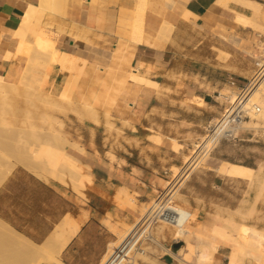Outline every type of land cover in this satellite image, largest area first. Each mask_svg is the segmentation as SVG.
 <instances>
[{
    "label": "crops",
    "instance_id": "1",
    "mask_svg": "<svg viewBox=\"0 0 264 264\" xmlns=\"http://www.w3.org/2000/svg\"><path fill=\"white\" fill-rule=\"evenodd\" d=\"M102 1H70L65 5V18L46 14L44 19L65 22L69 27L80 23L81 27L93 28L92 44L75 42L68 33L60 43V49L71 60L80 56L88 61L87 75L78 83L82 91L98 88L92 67H100L104 76L110 55L121 40L128 41L125 52L130 64L122 68L118 78L127 70L137 69L158 87L128 83L127 91L119 99L129 101L131 106L123 116L112 110L117 120L113 131L86 123L72 130L77 138L81 135L85 149V154H76L77 159L94 174L93 182L84 190L86 198L25 168L15 169L0 186V221L35 245L47 244L64 224L63 220L73 219L81 224L59 256L64 264H104L118 247V232L124 225L135 224L138 215L136 209L123 203V194L121 199L117 197L121 192L134 197L141 208L152 203L174 178L183 174L188 179L181 190L182 202L200 215H208L203 223L215 218L208 231L216 240L211 229L222 223L217 212H248L250 182L243 178V172L253 169L264 177V128L242 129L238 140L222 142L208 169L193 172L198 163L186 161L192 154L193 142L206 133L208 125L221 117L227 107L218 94L247 85L255 75V59L264 51V0H251L260 9L236 0H225L224 5L219 0H161L147 14L136 10V0H119L105 14ZM31 4L38 5L39 0H0L1 76L17 79L27 65V58L21 54L10 60L5 58L8 52L16 51L12 32L20 28ZM106 15L111 17L110 30L103 29ZM239 17L250 23L239 22ZM165 21L174 25L168 40L157 46L142 43L146 33L156 38ZM71 79L56 66L50 71L48 85L54 92L59 86L69 89ZM108 83L113 81L108 79ZM190 165L191 172L184 175ZM225 166H234L240 177L218 171ZM260 213L262 230L264 197ZM199 236L203 238L202 234ZM184 250L185 255L190 254L188 247ZM230 251L229 247H221L217 264L230 262ZM260 262L264 264V255Z\"/></svg>",
    "mask_w": 264,
    "mask_h": 264
},
{
    "label": "bare ground",
    "instance_id": "2",
    "mask_svg": "<svg viewBox=\"0 0 264 264\" xmlns=\"http://www.w3.org/2000/svg\"><path fill=\"white\" fill-rule=\"evenodd\" d=\"M160 1L161 0L156 1V6L158 5V3H160ZM236 1L247 6V7H249V8H252V9H260L261 8L260 5L258 3H256L255 1H251V0H236ZM219 2L223 3L222 5H224V3L226 1L225 0H219ZM137 4H138L139 9H141L143 11L149 10L146 8L145 2L139 0V2ZM226 5H228V4H226ZM56 6H57V0H39L38 5L31 4L29 6V8L27 9L25 16L22 20V23L19 22L21 24L20 28L17 31L12 32L15 39L16 38L20 39V41H22V43L21 42L19 44L16 43V51L14 53L8 52L7 58H5V60L6 59L10 60L13 57L16 58V56L19 55V53L17 51L24 48V47H32V49H34L33 47L36 46L38 42H41L48 50H54L56 52V54H58L59 56L60 55L61 56L66 55L65 54L66 52H64L60 49V43L65 39L64 35L67 33L70 36H72V40H74L75 42L84 41L88 44L89 43L92 44L91 31L93 30V28L86 27V26L78 27L75 25L71 26V28H67V26L63 25V26L58 27L59 32H57V31H54L52 28L53 22L51 23V22H45L44 21L46 14L48 12H52V13L56 12L55 11ZM136 10H138V9H136ZM238 16H240V15H238ZM62 17H64V16H62ZM238 20H239V22L242 21V23L243 22L246 23V25L250 23V22H248V19L246 20L244 17H239ZM76 25H78V24H76ZM9 26H12V25H9ZM80 26H82V25H80ZM173 27H174V25L165 21L164 24L162 25V27L160 28V30H162V29L172 30ZM14 28H15V26H14ZM133 34H134V32H133ZM139 34H137V35H139ZM146 34H147V37L145 36L146 39L142 43H146V44H149L152 46H157V45H160L161 43L164 42L161 39L155 41L154 38L151 37V35H149L148 33H146ZM59 35H60V37H59ZM157 36H158V34H157ZM135 38H137V36ZM136 41H133V43L139 44ZM127 42L125 43L123 40H121L119 45L117 46L116 50L111 53L110 61H109L110 63L107 66V70L104 71V74H105L104 76H102L100 74V72L102 71L100 67H96V66L92 67L93 73L95 75L94 78L97 80V83H99V85H98V88H96L95 90L90 92V97L86 96L84 94L81 87L78 88V91H77L78 100L83 104L84 108L91 113V115L94 117L93 119L97 118V116H98L97 108L100 105V103L98 102L99 100L97 98L98 93H103V95H104V98H103V101H104V104H103L104 107L103 108L105 110L104 115H106V117L110 118V116H113L112 110H114V109L117 110L118 113L121 114V116L128 113L129 108L131 106L129 101L120 102V99H119L120 95L123 92L127 91L126 88H127L128 83H131L132 86L145 84V85H151L154 87H158V84L152 82L151 81L152 79L150 80V79L145 78L144 75H141V73L137 69L127 70L123 77L118 78V73L120 71H122V68L124 66H128L130 64V57L127 56L126 52H125V49L128 47ZM33 51H35V50H33ZM36 51H38V48ZM75 60L79 64L78 74L80 76H86L88 65H89L88 61L85 58H82L80 56L75 57ZM41 64H42V66L38 67L37 69L32 68L31 67L32 65L30 66L27 64L26 67H24L23 69H21L19 71V77H17V79L11 75H8L7 77L0 75V110L3 111V112H1V113H3V115H4L5 111H7L6 109L8 108V106H9V108H11L10 107L11 104L8 103V102H10V100H9L10 94L11 93H16V94L19 93L20 92V86L26 85V88L28 90V91H26V93L27 92L30 93V91L32 93V91H35V94H36L37 93L36 90L38 91L39 88H41L42 90L43 89L47 90L46 86L48 85L50 71H52V70L43 66L46 63H41ZM141 69H142V67H141ZM151 71H152V69H151ZM153 72H155V71H153ZM110 77L115 78V82L112 85H110L108 83V79ZM55 93L63 101H69L70 100V96L68 94L66 87H63V86L57 87ZM47 94H46V96L50 97V94L48 92H47ZM38 95L43 97V94H38ZM46 96L43 98H46L47 102H48V98ZM26 97H29V96H26ZM221 97H222V99L229 100L230 103H234L237 99V92H235V91L222 92ZM26 99H28V98H26ZM251 102L254 104H257L261 108L260 112L257 114H252V117H257V116H263L264 117V81L260 82V84L255 88V90L251 94ZM50 103H54V101L50 102ZM49 105H51V104H49ZM53 105H55V104H52V106ZM56 105H57V103H56ZM44 108H45V106H44ZM135 110H136V108H135ZM47 113L46 114L42 113L43 114L42 116L40 115L41 120H42L41 124L47 125L49 127V129L46 130L44 127V129L46 130L45 131L43 128H41V130L45 131L42 133V131L38 127L39 125L36 126L35 124L31 123L30 124V126H31V139L33 137V141H28V139L31 140L30 138L25 139L24 142L21 140V143L23 142L22 148L24 149V154H23L24 161H26L27 165L30 168H32L35 172H37L38 176L42 177L43 179H45L47 181H50V178H56L58 180L65 182V177H67V175H69L71 182H73L74 184L76 183V185H74V186L80 185L83 188L87 187L88 184H91L93 182V179H94L93 175L94 174L92 175L91 172L86 173L85 169L87 168V166L84 167V165L76 157L69 154L65 150V145L68 146L69 140H67L61 132H58V130L57 131L54 130V128H55L54 122H53L51 116H49V114L47 115ZM28 117H29V115H28ZM28 117H27V119L29 120L30 118H28ZM25 120H23V121H25ZM97 120H99V119H97ZM106 120H108V118ZM125 121L127 122V119H125ZM2 122L5 125L8 124L7 121L4 120V118L2 119ZM217 122H218V118L214 119L212 121V124H215ZM22 123H24V122H22ZM105 123H106V121H105ZM106 124H109V123H106ZM244 124H243V126H244ZM45 125H43V126H45ZM243 126H242V129H243ZM158 138L161 139L160 137H158ZM206 139L203 137V139L199 143L196 144L197 151H195V153H194V155L196 157L201 155L203 150H206L205 148H207V145L211 146L214 144L215 141H218V142L221 141V136H220L218 131L217 132L213 131L210 135L206 136ZM177 148H178V145H177ZM188 161H189V157H187V162ZM90 169H89V171H91ZM191 170L192 169L190 166L188 168V170L186 171V175H188V173H190ZM253 176L255 178H254V183H252V185L255 184L256 188L258 189V191L256 193V198L260 201V199L264 196V177L261 176L260 172L258 174L256 173ZM77 183H78V185H77ZM67 186H69V185H67ZM78 188H80V187H78ZM175 193H176V191L173 192L171 190L169 193H167V196H169V195L174 196ZM122 194H123V196H125V198L124 197L122 198L123 199L122 201L127 203L129 206H133L136 199H133L134 197L130 198L129 197L130 195L128 196L127 194H124L122 192L120 194H117V197L118 196H119L118 198L122 197V196H120ZM165 199L163 200L164 202L166 201ZM163 201H162V199L158 200V203L151 210V213L149 215L151 218L156 216V212L163 205ZM167 201H168L167 203H169L167 205V207H172L173 209L177 210V212L179 213V215L177 216V222L178 223L172 224V226H174L176 229L174 232V240L178 241L177 236H179V235H185V236L195 235L196 232L194 233L191 230V227L198 224V214L196 213V211L190 210L191 206L189 207L186 205L187 206L186 207V206L178 205L176 203L172 204L170 202L171 199H170V201L169 200H167ZM184 203H185V201H184ZM238 213H239V211H238ZM256 213H257L256 210H248V216L251 218L252 217L255 218ZM243 214H246V213H243ZM216 217H217V219H219L222 222L221 224H215L211 229V233L216 240L225 241V242H229V243H235L239 246L246 247L247 250H251V251H253L259 255L260 254L264 255V231H263L264 229L261 230L256 225L246 224V222L245 223L240 222V221L236 220V218L233 217L232 215H230V216L227 215V217L223 216L222 211H221V214L217 212ZM151 218H149V219L151 220ZM153 220H154V218H153ZM257 220H259V219L257 218ZM159 221H162L166 224L168 223L169 225H171V223H169L167 220H165L163 218ZM61 223H62V221H61ZM63 223H62L63 225L61 227H59V230L56 231V233H54V236L52 237V239L47 244H45L43 246L35 245L34 243L29 241L28 239L20 236L18 233H16L10 227H9L10 229L7 228L6 224H5L6 226H3V225H1L2 224L1 223L0 224V247H2L6 243L8 245L10 244L11 246L12 245H16V246L22 245L24 250L30 255H40L42 257L45 256V258L47 257L49 260L53 261L54 264H64L60 260L59 256H60L61 252L64 250V248H66V245L68 244V242H70V240L78 232V230L81 227V224L78 223L77 221H74L73 219H67V221L63 220ZM165 227H166V225H161L160 233L163 230L162 231L163 234L158 233L159 236L160 235L164 236V234H165L164 228ZM54 231H55V229H54ZM118 234H119V238H120V243L121 244L127 243L126 249H128V250L125 254L126 255V258H125L126 264H137V258L142 259L144 262H148L151 264H158L156 262V260L152 259L149 255H146L142 249H139L135 245V243H133V240L132 241L130 240L129 242H127V233L125 231H119ZM182 241L183 242H178V243H182L183 245L181 246V248L177 252H175L174 256L179 261H181L182 263L189 264L187 259L182 257L183 251H184V244H185V242L187 243V241L186 240H182ZM133 252H135L137 256H134ZM213 252H214V250L212 251L211 247L206 245V243H203V242L199 243L195 249V255L197 257V264H211L213 261V258H214ZM229 259H230L229 264H246L245 263V256H242V254H239L237 252L231 253ZM252 262H253V264H262L260 262V260H253Z\"/></svg>",
    "mask_w": 264,
    "mask_h": 264
},
{
    "label": "rangeland",
    "instance_id": "3",
    "mask_svg": "<svg viewBox=\"0 0 264 264\" xmlns=\"http://www.w3.org/2000/svg\"><path fill=\"white\" fill-rule=\"evenodd\" d=\"M70 1L73 2L75 0H57V6H56V10H55L56 12H53V13L48 12L47 14H49V17L52 15L57 16V17H62V16L65 17L66 16L65 15L66 14V6L65 5H66V3H69ZM80 1L86 2V0H80ZM118 1L119 0H103L101 3V6H102V9L104 10L105 14L109 12L108 11L109 9L115 7L117 5ZM137 1L139 2V0H136V2ZM140 1H143L146 3L147 9H156V1L157 0H140ZM136 7L140 12L147 14V11H143V10L138 8V4L136 5ZM63 25L67 26V28H71V27H69V24L65 23V22H53L52 28L59 30L58 27L63 26ZM74 25L81 27L80 23H79V25H76V23H72V26H74ZM111 28H112L111 17L106 15V19L104 22L103 29L110 30ZM173 28H172V30H168V29L160 30L158 33V36L156 38H154V40L155 41L160 40V39L163 41L168 40L170 35L172 34ZM20 42L22 43V41H20V39L16 38V43L19 44ZM33 48L34 49H32V47H24V48L18 50L17 52L21 55H24L27 58V64L30 66L32 65L31 66L32 68H35V67L38 68V67L42 66L41 63H46L43 66L54 71L55 67L59 66L61 72L65 73L67 75V78H72L70 80L69 85H68L69 89H67L68 94L70 96V100L69 101L61 100L56 95V93L54 91L50 90V87L48 85L46 86L47 90H45V89L42 90L41 88H39L38 91L36 90V92H37L36 94H35V91H32V93L30 91V93L27 92L29 94L28 95L26 93V91H28L26 88V85L20 86V92L19 93H17V94L11 93L10 94V99H9L10 102H8V103L11 104V106H10L11 108H9V106H8L9 109L8 108L6 109L7 111H5L6 114L4 113V115H3V113H1L3 111L0 110V113H1L0 114L1 115L0 116V186L12 174V172L17 168H25L29 171L35 172L32 168H30L27 165L26 161H24V159H23L24 149L22 148V145H23V142L25 139H28V138L31 139V126H30L31 123L35 124L36 126L39 125L38 127L40 128V130H41V128L44 129V127L46 130L49 129V127L47 125L43 124V125H45V126H43L41 124V122H42L41 116L43 114H46L48 112L47 115L49 114V116H51V118L54 122V125H55L54 126L55 128L53 127L54 130L55 131L58 130V132H61L63 134V136L67 140H69L68 141L69 144L67 143L68 146L65 145V150L69 154L73 155L76 158H79L76 155L77 153H79V151L81 153L85 154V149L81 145L82 144L81 143V140H82L81 135H79V138H77L72 133V130L74 129V127H79L80 125H84L86 123L87 126H92L93 124L94 125H103V126H105L106 130L113 131L114 126L117 122V120L114 118V116H110V118H109V117H106V115H104L105 110L103 108L104 107L103 106V104H104L103 93H98V95H97V98L99 100L98 102L100 103V105L97 108L98 116L95 119H93L94 117L91 115V113L84 108L83 104L79 100H77L78 99L77 91H78V88L80 87L78 83L80 82V78L82 76H80L78 74L79 64L75 60L74 57H72L73 60H71V56L67 55L66 53H65L66 55H63V56L60 55L59 56L58 54H56V52L54 50H48L41 42H38L37 45L34 46ZM37 48H38V51H36ZM33 50H35V51H33ZM261 56L264 57V51L261 54ZM259 57H260V55L257 56V58H259ZM69 66L72 68H70ZM109 79H111L113 81V83L115 82L114 77H110ZM94 83L97 86L99 85V83H97V80L95 78H94ZM112 84H110V85H112ZM96 88L97 87H93L92 89L89 90V92L84 93V94L86 96L90 97V92L95 90ZM232 90L238 93V90H236V89H232ZM47 92L50 94V97L46 96ZM38 94H43V97L46 96L48 98V102H47L46 98H43L42 96H39ZM25 95L29 96V97H26ZM26 98H28V99H26ZM53 101H54V103H50ZM55 102L57 103V105ZM49 104H51V105H49ZM52 104H55V105L52 106ZM44 106H45V108H44ZM28 115H29V117H28ZM71 115H73L74 117H71ZM26 116L28 118H30L29 119L30 121L27 119ZM3 118H4V120L7 121V123H8L7 125H5L2 122ZM107 118H108V120H106ZM97 119H99V120H97ZM23 120H25L26 122ZM105 121H106V123H109V124H106ZM22 122H24V123H22ZM110 123L111 124L113 123V124L111 125ZM261 128H264V117L263 116H257V117L251 116V119L246 121L244 126H243V129H259L260 130ZM44 130H41L42 133L46 131V130L45 131ZM206 136H207V131L202 137H200L198 140L193 142L192 154L189 157V161L187 162V163L191 162V164L198 163L195 166L193 172H195L197 170L208 169L210 167L209 163L213 160L214 151L216 150L217 147L220 146V144L222 142H224V140L219 141V142L215 141L213 145H211V146L207 145V148H205L206 150H203L201 155L196 157L194 155L195 151H197L196 144L199 143L203 139V137L206 139ZM21 140L23 141L22 143H21ZM28 141H33V137L31 140L28 139ZM186 161H187V159H186ZM84 167H86V165H84ZM186 167H187V165H186ZM186 167H184L183 169L185 170ZM89 169H90V167L87 166V168L85 169L86 173L91 172V171H89ZM218 171L220 173L223 172V173L231 175V176L240 177V171L235 169L234 166L219 167ZM35 173H37V172H35ZM255 174H256V171L253 169H248V171L245 174L243 172V178L248 179L250 182V185H249V194H250L249 196L250 197H249V202H248V210H256L257 211V213L255 214V218L249 217L248 212L246 214H243V213L241 214V213L236 212V213H232V214H228V215L229 216L232 215L233 217L236 218V220H238L240 222H244V223L246 222V224H253V225H256L258 228H260V218L259 217L261 216V220L263 217L262 213H260V201L263 200L264 196L262 198L260 197L261 198L260 201L256 198V193H257L258 189L256 188L255 184H253L254 186L252 185V183H254V178H255L253 175H255ZM184 175H186V172ZM182 176H183V174H182ZM182 176L180 178H177V179L174 178V180L168 184L167 189L164 191L163 197H161L160 199H158L159 197H157L156 199H154L152 201V203H150L148 205H142L140 208V207H137L136 200H135V203L133 206H129L127 203L123 202L128 207H130L134 210L136 209L138 211V215H137V219H136L135 224L124 225L123 229L120 230V231H125L127 233V242H129L130 240L131 241L133 240V243H135V245L139 249H142L146 255H149L152 259L156 260V262L158 264H184L174 256L175 251L173 248L174 243L183 242L182 240L187 241V244H186V246H184V249L188 247V249L190 250L189 255H185V250L183 251V255H182V257L187 259L189 264H197V257L195 255V249H196V246L202 242L206 243V245L210 246L212 251L214 250V252H213L214 258H213V261L211 264H217L218 263L219 258H217V254H218L219 249L221 247H229L231 249L230 253L232 251H237V252L241 253L242 256H245V263L246 264H253V262H252L253 260H260L261 255L255 253L251 250H242V249L237 248L233 243L214 240L210 236L208 229L211 226V224L215 221V218L208 223H203V219H205V217H207L208 215H200L196 211V213L198 214V224L191 227V230L194 233L196 232L195 235H192V236L179 235V236H177L178 241L174 240V232L176 230L174 226L169 225L168 223L166 224V223L159 221V220L155 221L156 219L153 220L154 217L151 218L149 216L151 213V210L158 203V200H161V199H162V201L165 198H166L165 200L168 199L169 201L171 199L170 202L172 204L176 203V204L181 205V206H186V204H184L182 202L183 196H182L181 190L185 186V182L188 178L184 179V176L183 177ZM50 181L55 182L57 184H60V185L67 187L69 189H72L78 195L86 198V195L83 193V192H85L84 190L86 189V187L83 188L80 185H78V183H77L78 186H74V185H76V183L74 184L73 182H71L69 175H67V177H65V182L58 180L56 178H50ZM67 185H69V186H67ZM78 187H80V188H78ZM171 190L173 192L176 191V193L174 194V196H171V195L167 196V193H169ZM190 210H192V208H190ZM223 216L227 217V215H223ZM256 217L259 220H257ZM146 218L147 219L151 218L150 224L144 228L145 231H147L146 233H147L148 238H145L143 240L142 244L139 246V242H140L139 238L141 237V234H140L141 232L140 233H137V232H138L140 226L136 230H135V228L137 227V225L139 223L143 222L144 219H146ZM0 224L3 226H6L1 221H0ZM161 225H166V227L164 228V233H165L164 236L163 235L159 236V234H161V233L163 234V232H162L163 230L160 233ZM143 226L141 228H143ZM6 227L9 228V226H6ZM199 234H202L203 238H201L199 236ZM21 247H22V245H20V246L12 245L11 246L10 244L8 245L7 243L4 244L2 247H0V263L1 264H36V263L54 264V262L49 260L47 257L45 258V256L42 257L40 255H38V256L37 255L36 256L30 255L24 250L23 247L22 248ZM126 247H127V243L126 244L125 243H123V244L119 243L118 247L109 255V257L106 259L104 264H126V262H125L126 255L125 254L128 250V249H126ZM244 248L246 249V247H244ZM122 252H123V255H119ZM230 253H229V255H230ZM133 255L137 256L135 252H133ZM190 255L191 256L195 255V256L192 258ZM229 255H228V260H229ZM228 262L229 261L224 260L222 262V264H228ZM137 264H151V263L144 262L142 259L137 258Z\"/></svg>",
    "mask_w": 264,
    "mask_h": 264
},
{
    "label": "built area",
    "instance_id": "4",
    "mask_svg": "<svg viewBox=\"0 0 264 264\" xmlns=\"http://www.w3.org/2000/svg\"><path fill=\"white\" fill-rule=\"evenodd\" d=\"M255 60L256 72L254 77L248 82L247 85L237 89V99L234 103H230L229 100L224 99L227 102V107L225 108L222 116L218 118L217 123L212 124L211 122L208 125L206 130L207 135H210L213 131H218L221 136V141H236L239 139V133L242 130L243 124L251 119L252 114H257L260 112L261 108L257 104L251 102V94L260 84V82L264 81V57L260 56ZM232 84L235 85V81H232ZM218 96L221 97V93H219ZM163 195L164 193L159 196V199L163 197ZM167 200L165 202L163 201V205L156 212L154 219H156L155 221H158L163 218L171 223V225L177 224V216L179 213L172 207H167L169 204L167 203ZM150 222V219L146 218L135 228L136 230L140 226L137 232H141L139 246L142 244L145 238H148L146 233L147 231H145L144 228L149 225ZM141 225H144L143 228H141ZM119 255H123V252Z\"/></svg>",
    "mask_w": 264,
    "mask_h": 264
},
{
    "label": "water",
    "instance_id": "5",
    "mask_svg": "<svg viewBox=\"0 0 264 264\" xmlns=\"http://www.w3.org/2000/svg\"><path fill=\"white\" fill-rule=\"evenodd\" d=\"M182 245H183L182 243H174L173 245L174 251L177 252Z\"/></svg>",
    "mask_w": 264,
    "mask_h": 264
}]
</instances>
